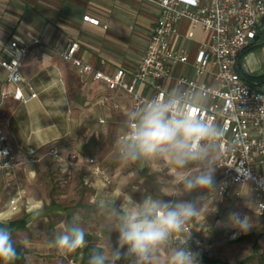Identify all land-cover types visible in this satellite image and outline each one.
Here are the masks:
<instances>
[{
  "label": "crops",
  "instance_id": "0c3cea01",
  "mask_svg": "<svg viewBox=\"0 0 264 264\" xmlns=\"http://www.w3.org/2000/svg\"><path fill=\"white\" fill-rule=\"evenodd\" d=\"M86 15L98 18L100 24L88 21ZM159 15L158 0H0V59L6 56L4 47L14 36L27 42H32L34 38L40 40L31 43L29 53L21 64L22 73L37 91V97L27 103L10 98L0 109V129L7 136L13 150L26 160L22 167L0 175V186L3 183L13 184L15 179L7 202L0 206L1 218L8 220L25 208L28 212L23 215L28 221L25 229L30 227L33 217L43 213V210L39 211L35 207L38 206L35 203L29 204L28 195L20 203L18 211L13 212L9 205V199L17 187L24 186L28 189L18 177V171L22 169V174L28 180L36 174L39 163L33 162L30 157L42 159L50 155L55 160L53 168L71 174L79 172L85 187L95 190L91 200L99 205L118 201L128 194L140 200L147 193L126 192L123 190L125 181L109 189V185L101 177L94 175L93 171L96 165H100L107 172L95 152L99 149L98 143L103 141L104 132L116 131L118 138L124 132L127 114L133 107L131 95L122 90L110 91L105 82L82 75L71 61L62 57V51L74 39L80 44L78 55L95 67L109 73H115L121 67L134 71ZM104 24L108 26L105 27ZM191 29V18L185 17L180 22L178 33L170 36L175 49L188 54L190 60L171 63L173 74L166 81L168 92L182 88L178 82L182 76L200 79L195 70V58L200 41L205 39L206 34L197 27L191 37ZM259 32H263L261 38L264 40V19ZM237 66L243 75L264 74V42L244 54ZM6 77L7 70L0 63V84ZM201 79L208 81L209 76L205 75ZM26 93H29L27 89ZM105 97L108 98L104 100ZM100 119L105 121L100 122ZM53 146L59 148L60 157H55L50 152ZM72 152H77L82 159L94 156L96 163L85 160L78 164L71 163L68 157ZM143 173L145 175L147 171ZM169 173L173 174V169ZM220 175L221 169L217 167L215 181L219 180ZM110 176L112 177L111 174ZM238 198L250 200L254 214L258 216L250 183L244 185L243 195ZM226 202L220 204L216 200L211 206L210 202H204L200 215L190 221L194 232H199L198 227L204 215L213 218L215 227L224 226L228 231L234 229L228 221L221 218ZM83 228L86 244L93 243L102 247L100 242L104 228ZM179 246L181 243H178ZM76 256L80 257L77 250ZM168 256L167 254L162 261H167ZM26 259L28 264L27 255ZM0 263L3 264L2 261Z\"/></svg>",
  "mask_w": 264,
  "mask_h": 264
},
{
  "label": "built area",
  "instance_id": "2783aa9c",
  "mask_svg": "<svg viewBox=\"0 0 264 264\" xmlns=\"http://www.w3.org/2000/svg\"><path fill=\"white\" fill-rule=\"evenodd\" d=\"M158 4L160 15L136 70L128 71L121 67L115 73H109L97 68L78 55L80 44L74 39L62 51V57L71 61L82 75L105 82L110 91L127 92L133 99V110L147 99L169 93L166 81L173 74L171 63L189 62V55L178 52L170 36L178 33L180 22L185 17L191 18L189 35L192 37L197 27L206 34L205 39L200 41L195 58V70L200 79L182 76L178 82L184 94L190 96L198 92L204 96L201 114L224 130L219 142L220 158L217 160L221 169L217 185L222 188V196L217 201L223 204L231 198L241 197L244 185L250 183L256 201V214L264 217V85L248 83L237 68L240 52L258 35L264 19V0H158ZM85 18L100 24L96 17L86 15ZM39 41L34 38L32 42H27L14 36L5 45L6 56L0 59V63L7 70V77L0 84V109L10 98L27 103L37 97V91L22 73L21 64L29 53L31 43ZM205 75L209 76L208 81L201 79ZM104 121L100 119V122ZM50 152L55 157L61 155L57 146L51 147ZM30 160L38 159L30 157ZM69 160L75 164L83 160L96 163V157L82 159L77 152L70 153ZM25 162L9 145L7 136L0 129V175L17 169ZM93 171L107 184L113 182L102 166L96 165ZM26 193L24 186L17 187L12 193L9 205L13 212L19 210ZM193 228L192 222H189L185 232L174 239L181 243L191 230L187 246L202 254L207 249V242ZM236 232L235 228L229 231V238L237 240L245 234L234 236Z\"/></svg>",
  "mask_w": 264,
  "mask_h": 264
},
{
  "label": "clouds",
  "instance_id": "9594fccd",
  "mask_svg": "<svg viewBox=\"0 0 264 264\" xmlns=\"http://www.w3.org/2000/svg\"><path fill=\"white\" fill-rule=\"evenodd\" d=\"M204 102L201 93L189 96L173 89L143 101L127 114L124 133L117 140L118 157L139 168L162 162L173 169L171 183L181 190L174 200L145 193L140 200L128 194L101 203L99 211L118 237L115 245L109 244L107 255L93 250L88 264H201V254L187 246L191 230L181 246L171 249L167 261H161L159 254L200 215L204 202L211 206L222 196L215 173L224 130L201 114ZM194 192L201 194L191 200L180 198ZM250 220L240 212L229 213L228 224L238 230L233 235L249 231ZM85 236L79 216L73 215L70 223L60 225L52 246L73 252L86 245ZM17 256L9 221L0 219V261L10 264Z\"/></svg>",
  "mask_w": 264,
  "mask_h": 264
},
{
  "label": "rangeland",
  "instance_id": "374dc122",
  "mask_svg": "<svg viewBox=\"0 0 264 264\" xmlns=\"http://www.w3.org/2000/svg\"><path fill=\"white\" fill-rule=\"evenodd\" d=\"M102 139L103 141L98 143L99 149L95 155L113 177V182L108 184L109 189L121 181H125L123 190L126 192H147L164 200L177 199L174 195H178L181 189L171 183L173 174L169 171H172V168L165 167L162 162H154L141 171L133 163L124 162L118 157V134L116 131L104 132ZM33 162L39 164L36 174L30 180L22 174V169L18 171L17 175L28 188L26 196H30L29 204L35 203L38 205L35 207H38L39 211L43 210V213L40 212L39 216L30 220V227L12 230L14 243L20 246V251L24 252L25 256L27 255L28 264H79L76 250L60 252L52 246V242L60 230V225L70 223L73 215L79 216L81 227L104 228L100 244L103 252L107 255L109 244L115 245L118 233L112 231V224L100 213V205L91 200L95 190L85 187L79 172L71 174L59 168H53L55 160L50 155ZM146 171L147 174L143 175V172ZM14 183L15 179L13 184L3 183L0 186V206L7 202ZM200 194V192H194L180 198L191 200ZM231 212L247 215L251 219V228L246 233L253 234L242 240H233L229 238L227 228H223L224 226L215 227L213 218L204 215L201 217L202 222L198 227L197 235L207 242L206 251L231 263L245 260V264H264V217L259 218L254 214L253 203L248 199L231 198L227 200L221 218L228 221ZM26 213H28L27 210L23 208L21 212L13 215L10 219L22 217ZM178 243L180 242L172 239L162 247L159 254L160 260L162 261L167 254L169 255L171 249L178 247ZM18 264L24 263L19 261ZM123 264L127 263L124 261ZM201 264L204 263L201 261Z\"/></svg>",
  "mask_w": 264,
  "mask_h": 264
},
{
  "label": "trees",
  "instance_id": "16d2710c",
  "mask_svg": "<svg viewBox=\"0 0 264 264\" xmlns=\"http://www.w3.org/2000/svg\"><path fill=\"white\" fill-rule=\"evenodd\" d=\"M263 32H258V35L252 43L248 44L239 54L238 56V63L240 58L246 54L247 52L257 48L258 46L262 45L264 40L261 38ZM237 63V65H238ZM238 68V66H237ZM239 70V68H238ZM245 79L252 81V82H258V83H264V74L260 75H243ZM26 216L20 217V218H15L10 221L11 226L13 228H24L27 224L28 221L26 219ZM253 233H246L242 235L239 240L245 239L249 236H251ZM17 249L18 256L14 261H11L10 264H18L19 261H21L24 264H27V259L24 254V252L20 251V246L18 244L15 245ZM93 250H98L103 252V249L100 245L93 244V243H87L84 247L77 249V255L79 257V264H88L90 254L93 252ZM200 260L204 264H245V260H239L234 263L224 261L220 259L219 257L215 256L213 253L210 251H205L200 255ZM121 264V262H120Z\"/></svg>",
  "mask_w": 264,
  "mask_h": 264
},
{
  "label": "water",
  "instance_id": "95a60500",
  "mask_svg": "<svg viewBox=\"0 0 264 264\" xmlns=\"http://www.w3.org/2000/svg\"><path fill=\"white\" fill-rule=\"evenodd\" d=\"M133 164H134V163H133ZM134 165H135L139 170H141V171L146 167V166H145L144 168H139L136 164H134ZM0 219H3V218L0 217ZM3 220H6V219H3ZM7 221H8V220H7ZM9 228H10L11 232H12V230L14 229V228L11 226L10 221H9Z\"/></svg>",
  "mask_w": 264,
  "mask_h": 264
}]
</instances>
